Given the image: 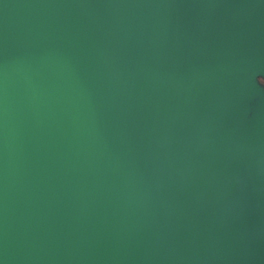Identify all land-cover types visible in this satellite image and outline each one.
<instances>
[{
	"label": "water",
	"instance_id": "95a60500",
	"mask_svg": "<svg viewBox=\"0 0 264 264\" xmlns=\"http://www.w3.org/2000/svg\"><path fill=\"white\" fill-rule=\"evenodd\" d=\"M264 0H0V264H264Z\"/></svg>",
	"mask_w": 264,
	"mask_h": 264
},
{
	"label": "rangeland",
	"instance_id": "374dc122",
	"mask_svg": "<svg viewBox=\"0 0 264 264\" xmlns=\"http://www.w3.org/2000/svg\"><path fill=\"white\" fill-rule=\"evenodd\" d=\"M259 80L264 85V77H260Z\"/></svg>",
	"mask_w": 264,
	"mask_h": 264
}]
</instances>
